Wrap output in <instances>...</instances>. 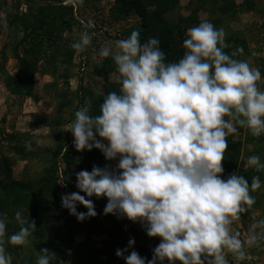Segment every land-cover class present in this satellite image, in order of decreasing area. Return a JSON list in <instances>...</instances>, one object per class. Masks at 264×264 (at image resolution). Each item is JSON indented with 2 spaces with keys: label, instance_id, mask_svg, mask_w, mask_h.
Returning <instances> with one entry per match:
<instances>
[{
  "label": "clouds",
  "instance_id": "1",
  "mask_svg": "<svg viewBox=\"0 0 264 264\" xmlns=\"http://www.w3.org/2000/svg\"><path fill=\"white\" fill-rule=\"evenodd\" d=\"M70 47L85 50L92 34L87 31ZM222 28L207 19L186 29L182 55L166 61L159 40L140 41L132 30L102 46L98 55L111 56L119 89L108 92L91 115L85 103L73 114L68 131L77 151L98 149L110 168L92 166L75 173L79 191L61 195V207L77 221L94 217L93 200L106 198L103 214L140 222L146 235L158 237L152 256L145 260L135 250L116 249L124 264H230L244 258L245 248L264 247V219L256 221L245 239L230 227L254 203L250 191L261 187L258 177L249 185L241 175L221 178L227 137L245 128L253 137L264 135V90L258 68L223 51ZM242 52V49H238ZM249 167L264 170L256 154L247 157ZM83 193L81 195L80 193ZM79 203L86 211H77ZM20 225L7 237L11 245H24L35 229L21 211L14 213ZM6 223L0 218V264H11L5 251ZM36 264H56V254L40 249Z\"/></svg>",
  "mask_w": 264,
  "mask_h": 264
},
{
  "label": "trees",
  "instance_id": "2",
  "mask_svg": "<svg viewBox=\"0 0 264 264\" xmlns=\"http://www.w3.org/2000/svg\"><path fill=\"white\" fill-rule=\"evenodd\" d=\"M110 16L113 19L136 14L137 26H130L126 31V37L132 30L140 33V41L144 42L150 37L159 40V47L165 53L166 61L177 60L183 53L182 41L185 39L186 29L197 25L204 18L199 17V11H208L217 15L212 22L217 24L220 17L234 18L237 13L253 10L258 6L255 0H195L190 4V12L185 16H179L176 22L171 23L165 17L166 13L177 5L178 0H112ZM76 0H0V31L4 27L14 29L20 34L12 46V56L16 63V73L10 75L0 65V81L5 89L13 97L20 99L34 96L33 75L38 68V62L44 59L61 67V77L65 83L69 71L73 66V57L76 50L70 47L73 39L70 35L72 27L76 23ZM10 7V8H9ZM258 9V8H257ZM1 12L3 15H1ZM226 47L223 51L233 59L243 60L248 53L247 41L244 34L238 30L231 31L224 37ZM238 49H242L238 51ZM264 67V60L261 62ZM84 64V63H83ZM115 73V65L111 56L102 58L99 64L93 66L91 73L102 82L103 92H97L83 85L82 79L76 90L77 106L75 110L87 103L91 115L98 114L99 104L103 96L111 91L119 89L118 81L109 79L110 73ZM262 72V71H261ZM264 75V71H263ZM55 92L57 100L56 114L61 116L63 110L70 105L71 100L66 98L65 91L59 90L53 79L49 84ZM264 90V85L263 88ZM58 123V121H56ZM245 128L237 126L236 132ZM3 140L9 145L8 151L22 157H31L30 151H25L18 135L7 132L2 135ZM58 141L60 137L57 135ZM65 136L64 144L58 143L53 149H49L47 165L39 175L33 179L17 180L11 176V168L6 157L0 154V218L5 219V251L11 257L14 264L15 256L19 254L23 245H11L7 243V237L18 231L20 225L14 219V213L21 211L26 222L34 223L35 229L31 235L35 242L48 246V249L56 254V264H67L69 258L79 256L84 264H124L123 256L115 255L116 249H125L127 241L131 238L134 244L127 248L123 255L135 250L145 260L152 256V249H147L137 243V240L146 237L140 222L129 221L127 218L118 219L113 214H103L102 209L106 198L86 197L93 200L96 215L77 221L74 215L69 214L66 208L61 207L62 194L79 191L75 188V173L80 170L90 171L92 166L104 167L110 161H106L98 149L77 151L72 144V134ZM230 134L221 161L223 173L221 178L230 174L243 176L249 183L253 177L264 180V172L256 171L253 167L239 168L237 158L240 150V142L235 141ZM246 140L251 141L253 136L249 133ZM260 139V138H259ZM3 151L0 149V153ZM61 157L64 167L60 169L58 176V158ZM80 160V162H78ZM61 180L65 189L60 188L58 180ZM259 188L250 191L255 197V204H261L264 192L259 194ZM21 194H25L22 198ZM83 195V193H80ZM256 195V196H255ZM14 200L19 201L17 204ZM77 211L84 212L86 208L77 203ZM129 229L130 234H125ZM82 234L84 239L76 242L75 236ZM105 235L96 246L91 236ZM157 238V243L159 238ZM83 244H88L89 249H83ZM32 258V257H31ZM29 258L28 261L33 262ZM165 264V262H164Z\"/></svg>",
  "mask_w": 264,
  "mask_h": 264
},
{
  "label": "rangeland",
  "instance_id": "3",
  "mask_svg": "<svg viewBox=\"0 0 264 264\" xmlns=\"http://www.w3.org/2000/svg\"><path fill=\"white\" fill-rule=\"evenodd\" d=\"M8 5L11 0H7ZM112 0H76L75 3V18L76 23L72 27L70 33L73 41L77 40L82 31H85L88 20L93 22L91 28H87L92 34L90 45L85 50L75 52L73 57V66L69 71V76L66 80L61 77L62 69L59 65H54L44 59L38 62V68L33 75L34 96L18 98L11 96L0 81V149L1 157H6L11 168V176L17 180L33 179L40 174L42 169L47 165L49 157V149H53L58 143L64 144L65 136L71 138V132L66 130L69 128L72 121L75 108L77 106L76 90L82 79L83 85L87 88L103 92L102 81L91 73L94 65L102 61V57L98 55L99 49L102 46H108L115 49V42L118 39L126 38V31L130 26H137L138 17L136 14L113 19L110 16V7ZM195 3V0H178L176 6L169 10L165 17L171 23L176 22L179 16H185L190 12V4ZM241 2V0H236ZM257 8L247 10L240 13L234 18L220 17L217 24H213L212 20L217 15L208 11H199V17L210 21L214 27L222 28L224 37L231 31L238 30L242 32L246 38L248 53L243 60H246L250 67L258 68L261 73V80L257 82L258 88L263 90L264 85V0H255ZM193 5V4H191ZM10 8V7H9ZM1 15L3 13L1 12ZM20 34L14 29L4 27L0 31V65H3L4 71L10 75L16 73V63L12 56V46ZM84 63V64H83ZM262 71V72H261ZM116 74L110 73L109 79L116 81ZM55 80L58 91H65L66 98L71 100L69 106L63 110V114H56V98L55 92L49 85L52 80ZM58 121V123H56ZM7 132H13L18 135L20 146L25 151L32 152L31 157H22L8 151L7 142L3 140L2 135ZM248 131L244 129L241 132L232 134V139L240 142V150L237 158V166L239 168L249 167L246 163L247 157L256 154L264 161V135L253 137L251 141L246 140ZM61 136L60 140L56 136ZM260 138V139H259ZM59 173L65 165L58 158ZM80 162V160L78 161ZM116 161L111 160V167L115 166ZM264 172V170H263ZM261 187L259 194L264 192V180L260 181ZM59 186L65 189L64 183L59 179ZM22 198L25 194H21ZM256 196V195H255ZM19 201L14 200V203ZM125 219V217H117ZM264 219V196L261 204L255 203L243 214L239 219L233 221L230 226L233 231L240 234L242 240L245 239L249 230L253 228L256 221ZM125 234H130L129 229L125 230ZM105 235L91 236V240L96 246H99V241L105 238ZM84 239L82 234L75 236V241L79 242ZM137 243L145 246L147 249L154 248L157 244L156 237H149L137 240ZM42 248H47L43 243L39 244L34 241L32 236L28 237V242L20 249L19 254L15 256L14 264H31L29 258L33 260L32 264H36L37 252ZM83 249L88 250V244H83ZM245 254L249 258L245 259L244 264H264V247H246ZM14 258V255L11 256ZM230 264H242V260L238 262L231 256H228ZM67 264H84L79 256L69 258ZM167 264V261H165ZM174 264H180L175 261Z\"/></svg>",
  "mask_w": 264,
  "mask_h": 264
},
{
  "label": "built area",
  "instance_id": "4",
  "mask_svg": "<svg viewBox=\"0 0 264 264\" xmlns=\"http://www.w3.org/2000/svg\"><path fill=\"white\" fill-rule=\"evenodd\" d=\"M246 249V248H245ZM245 251V250H244ZM244 258H249V255L245 254ZM245 259L242 260V264H244Z\"/></svg>",
  "mask_w": 264,
  "mask_h": 264
}]
</instances>
